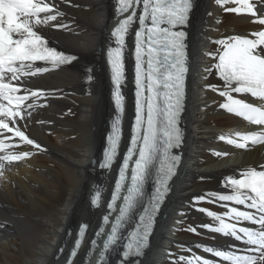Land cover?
I'll return each mask as SVG.
<instances>
[{
	"label": "bare ground",
	"instance_id": "6f19581e",
	"mask_svg": "<svg viewBox=\"0 0 264 264\" xmlns=\"http://www.w3.org/2000/svg\"><path fill=\"white\" fill-rule=\"evenodd\" d=\"M46 9L26 19L27 31L79 58L70 66L40 76L9 77L14 87L33 94L25 108H4L0 101V139L13 146L0 158V264H61L81 221L98 226L102 203L91 209L97 183L108 196L114 172L99 179L97 163L115 111L106 55L117 19L113 0H32ZM255 7L249 16L236 8ZM190 72L185 112L183 160L173 179L151 246L141 264H191L211 252H229L235 243L227 229L243 222L252 208L247 197L223 185L245 171H264V142H242L254 129L237 130L242 121L231 114L243 89L217 75V57L234 39L257 40L264 52V0H196L190 25ZM124 48L131 51L126 41ZM125 129L132 117L131 78L125 83ZM219 229V232L216 230ZM242 250H246L244 247ZM112 252V250H110ZM252 252V251H250ZM224 264H229L225 262ZM250 264H264V251Z\"/></svg>",
	"mask_w": 264,
	"mask_h": 264
}]
</instances>
